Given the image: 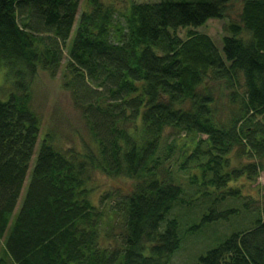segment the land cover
I'll use <instances>...</instances> for the list:
<instances>
[{"label": "trees", "instance_id": "1", "mask_svg": "<svg viewBox=\"0 0 264 264\" xmlns=\"http://www.w3.org/2000/svg\"><path fill=\"white\" fill-rule=\"evenodd\" d=\"M233 1L85 0L74 25L80 0H0V264H170L184 207L199 209L191 232L239 214L219 205L264 171V0H241L220 49L195 29ZM64 49L82 150L40 135L30 106ZM95 172L133 183L95 204ZM252 221L196 264H264V207Z\"/></svg>", "mask_w": 264, "mask_h": 264}, {"label": "rangeland", "instance_id": "2", "mask_svg": "<svg viewBox=\"0 0 264 264\" xmlns=\"http://www.w3.org/2000/svg\"><path fill=\"white\" fill-rule=\"evenodd\" d=\"M85 0H80V6L77 11L76 19L80 13L81 6ZM145 1V0H135ZM152 1V0H150ZM115 6L124 4L123 0H113ZM241 8V0H234L225 18L208 19L203 25L195 29L206 33L212 38L215 45L221 48V37L224 35L223 25L227 21H236ZM74 33V27L71 29L69 40ZM180 36H184L185 29H179ZM66 60V50H63V58L55 75L51 76L47 72L39 71L33 82L31 83V98L30 106L33 111L39 116L41 125V134L44 132L52 133L57 144L63 147H75L83 149L84 144L93 145L89 133L84 125V121L80 112L74 107L70 98L69 91L63 88L62 72ZM4 70L0 68V94L3 96L10 88L9 83L5 80ZM185 175L182 176V185L186 190H191L185 180ZM26 183V180H25ZM20 193L18 202L15 207L17 211L21 198L24 193V187ZM133 181L125 177H112L95 172L92 174L91 186L93 192L91 194L93 203L98 204L99 196L106 191L112 193H124L132 186ZM231 185L240 189L241 197L237 200L226 198L219 208L228 205H234L241 210L237 216H232L227 221H214L206 223L197 231H188V228L193 222L199 219V209L195 207H184L180 211L179 220V235L181 242L179 248L173 252L170 264H196L199 256L204 254L210 248L221 243L232 231L236 229H244L253 222L258 209L264 207V171H261L255 180H249L245 176H241ZM108 200L105 201V207L108 206ZM249 202V208L243 209L242 203ZM117 227V226H116ZM114 232L118 229L114 228ZM2 243L0 244L1 255Z\"/></svg>", "mask_w": 264, "mask_h": 264}]
</instances>
